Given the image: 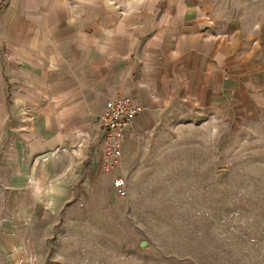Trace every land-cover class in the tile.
Masks as SVG:
<instances>
[{"label":"rangeland","instance_id":"rangeland-1","mask_svg":"<svg viewBox=\"0 0 264 264\" xmlns=\"http://www.w3.org/2000/svg\"><path fill=\"white\" fill-rule=\"evenodd\" d=\"M258 1L242 8L234 0L226 9L219 29L232 26L236 35H222L228 48L219 64L227 58L232 66H219L211 107L199 113L180 105L179 120L175 107L106 182L72 183L67 200L28 199L22 207L2 182L0 141V264H264ZM232 13L233 24L225 23ZM117 175L125 180L122 198L111 187Z\"/></svg>","mask_w":264,"mask_h":264},{"label":"crops","instance_id":"crops-1","mask_svg":"<svg viewBox=\"0 0 264 264\" xmlns=\"http://www.w3.org/2000/svg\"><path fill=\"white\" fill-rule=\"evenodd\" d=\"M235 1L0 0V141L8 192L25 207L28 199L67 200L72 183L106 182L98 118L111 98L126 96L142 108L125 132L120 166L175 107L199 113L211 107L219 66H232L227 58L219 64L228 48L222 35H236L219 25L227 8L250 3ZM231 19L225 23L233 24V13ZM262 26L257 35H264ZM184 114L178 108L174 118Z\"/></svg>","mask_w":264,"mask_h":264},{"label":"built area","instance_id":"built-area-1","mask_svg":"<svg viewBox=\"0 0 264 264\" xmlns=\"http://www.w3.org/2000/svg\"><path fill=\"white\" fill-rule=\"evenodd\" d=\"M141 111V106L126 96H116L106 101L98 121L102 136L99 166L101 174L112 175L118 168L125 132ZM111 187L116 197L125 196V184L121 176L112 178Z\"/></svg>","mask_w":264,"mask_h":264}]
</instances>
